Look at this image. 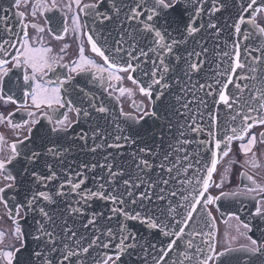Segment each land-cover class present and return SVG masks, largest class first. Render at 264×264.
<instances>
[{
	"label": "snow or ice",
	"instance_id": "snow-or-ice-1",
	"mask_svg": "<svg viewBox=\"0 0 264 264\" xmlns=\"http://www.w3.org/2000/svg\"><path fill=\"white\" fill-rule=\"evenodd\" d=\"M208 2L209 0H95L94 3L82 5L81 0H70L65 7L72 11L75 5L78 11L71 16V29L65 24L62 32L66 35L71 31L75 39L79 40V45L76 58L68 62H64V55L70 45L65 43L60 49L64 55H53V49L44 46L43 36L39 35L45 32V28L38 23L26 22L24 11L13 13L16 19L11 25L8 15L0 16V24L3 25L0 28V100L17 104L14 98L16 93L13 91L15 88L22 93L25 100L20 108L29 117L22 125L13 123L12 117L15 113L9 112L7 116L0 113V124L7 123L14 129L27 127L28 130L23 140H17L10 145L11 154L0 159V175L10 182L0 187V194L17 187V176L8 170L9 166L20 164L21 178L27 176L30 180L24 201L15 207V216L12 209L8 213L9 219L16 225L12 237L19 246L12 244L6 248L0 247V264H33L32 256L39 259L40 264H128L125 257L131 259L133 256L140 264H147L149 256L152 264H232L231 257L237 253L240 254L239 264H254V261L264 264V231H261L259 237L253 238L249 233L253 232L255 225L242 221L236 213H229V219L235 223L228 225L225 235L234 233L229 235L230 241L242 238L245 242L238 247L229 243L222 250H218L215 232L212 230L216 226V217L209 209L210 205L216 204L222 197L243 198L253 202V220L264 221V184L257 183L252 175L242 172L241 176L249 184L239 191L221 192L218 196L206 195L213 186V174L217 171L219 158L229 156L233 141H240V151L246 157H251L245 163L251 164L253 168L258 166L253 149L258 143L264 144V132L259 134L258 140L251 130L255 126H264V75L261 74L264 73V27L256 24L257 15L264 14V0H231V4L229 0H210L211 7L207 12L210 19L207 23L194 20L193 16L199 18L205 12L204 5ZM21 4L27 7L29 0H13L12 8L19 9ZM181 4L185 5L184 12L189 11V6L194 12L187 19H184V12L177 19H170ZM56 7V0H52L50 6L46 0H34L31 15L35 18L38 13L43 15ZM229 7L236 9V17L229 26L231 50H221L219 55L227 60L217 65V69L224 64L227 66L222 71L214 72L213 83H208L207 80L203 83H192L193 75L199 74L203 68L201 53L191 51L187 53V57L177 54L176 49L187 43V39H166L171 36L169 29H172L173 24L177 28L183 25L187 37H194L206 28L220 37L223 28L211 17ZM3 11L7 13L10 9ZM81 12L89 18L91 26L81 23ZM109 23L120 25L119 38L113 41L112 47H108L106 41L102 44L94 38L96 26ZM125 24L128 25L127 28ZM245 24L253 25L254 30L243 29L242 25ZM29 28L34 29L38 35L30 36ZM48 31L51 32L52 29ZM64 35L57 34L54 38L62 40ZM241 39H256L258 43L244 45L242 52ZM141 40L145 43L141 44ZM85 44L89 46L87 50ZM224 46L229 47L227 41ZM86 51H90L92 55L86 54ZM203 52L206 53L207 49L204 48ZM242 55L245 59H242ZM193 56L197 57L195 61L192 60ZM182 60L186 65L182 71L188 78V85L182 86L181 91L192 96V100L182 104L187 112L185 123L174 125L171 116L183 117L185 114L169 107L166 99L172 88L169 76L176 71V66ZM142 64L146 66L143 69V75L148 78L146 82L139 81L132 75L140 70ZM245 68L250 75L240 76L239 79L258 81V84L253 83L250 87L249 84L235 82L237 70ZM125 73L128 74V80L139 86V92L152 101V107L134 103L133 107L138 112L136 116L121 110L120 115L124 117L126 127L116 124L117 134L112 136L111 143L107 138L111 133L105 135L98 125L91 129L90 135L89 131L83 129L75 134L68 147L59 143L69 140V133H74L75 127L81 125V118L84 122H90L94 119L93 112H109L108 107L96 102L97 97L91 93L89 85H99L109 95L116 91L121 96L125 93L132 94L130 89L117 87L114 83L125 79L121 75ZM180 83L177 79L176 84ZM230 86L235 87V93L230 90ZM245 89L249 91L247 98L243 97ZM198 91L204 95L196 99ZM28 99L31 100V107L37 111L49 109L55 112L57 108H66L74 112L77 119L70 121L65 113L62 119L58 118L53 122L52 116L44 112L43 116L51 127L43 126L40 118L36 117V112L28 111ZM176 100L180 101L181 97L177 96ZM192 103L197 105V115L201 119L204 116V113L199 112L201 105L207 113L208 139L195 140V137L190 139L188 136V132L203 133L205 130L197 122L196 116L188 112ZM218 106L228 109L231 121L223 129L220 128ZM160 107L170 113L166 124L169 133L176 127L178 135H171L166 139L161 130L157 142L156 133L145 130V125L148 119H161ZM98 139L99 143L96 142ZM89 140L93 142L91 147H88ZM76 141L83 142V147L93 154L98 150L142 145L132 153L133 159L137 161L135 168L140 174L134 177L128 174L125 178L126 173L119 170L118 165L109 162L110 157L113 160L116 158L111 152L104 156V163L81 162L76 168H65L66 154ZM194 141L196 148L190 152ZM3 142L4 138L0 136V144ZM49 157L53 158V162L49 161ZM57 163L60 165L59 169L55 167ZM98 168L105 174H95ZM190 169H194L192 177L188 176ZM229 170L226 168L225 172ZM181 175L185 178L178 180ZM89 179L93 187L88 186ZM177 180L181 186H192L195 195L191 200L183 192L175 203L164 195L166 186ZM57 181L59 183L54 184ZM222 183L223 178L221 183L214 186L219 189ZM141 188L144 190L137 195L134 190ZM169 196L175 198L178 192L170 191ZM153 197L158 201L167 200V207L161 209L160 216L148 209L144 203H152ZM65 201L66 207L61 211L57 206ZM0 203L8 207V200L4 195H0ZM94 204L102 207L94 208ZM129 205L144 211H136L135 207L129 211ZM198 206H201L204 226L210 229L207 232L190 229V222L194 221L193 213L197 212ZM180 209L184 210L183 214ZM30 212L36 214L33 216L35 228L31 235L40 250L28 253L27 259H21L27 251V234L19 226V221H26ZM64 212L72 219V226H69L67 219H63ZM56 213L62 219L59 232L56 231ZM77 218L81 221L80 228L84 229V233L91 231L90 236L81 233L76 227ZM113 220L117 222L118 234L112 227L101 225L102 221L111 224ZM128 221L139 222L147 229L155 230L164 239L158 243L148 241L141 244L137 235L129 231ZM197 237H206L201 240L203 247L196 243ZM4 238L5 234L0 232V245ZM113 241L118 242L113 245ZM110 247L115 248L114 254L102 251Z\"/></svg>",
	"mask_w": 264,
	"mask_h": 264
},
{
	"label": "water",
	"instance_id": "water-1",
	"mask_svg": "<svg viewBox=\"0 0 264 264\" xmlns=\"http://www.w3.org/2000/svg\"><path fill=\"white\" fill-rule=\"evenodd\" d=\"M259 2V0H258ZM229 3L231 4V0H229ZM211 7L210 0L207 4L204 5L205 12L199 17L193 16L194 20H198L200 23H207V21L210 19L209 15L207 14L208 10ZM185 5L181 4L180 7H178L175 11V13L172 14L170 19H177L178 17L183 15ZM191 12H194V9L189 6V11L184 12V19H187L189 14ZM236 17V9L233 7H229L226 10H222L219 13H216L215 17H211V19L218 21L220 26L223 28V32L220 37H217L214 32L210 29H203L197 34L194 35V37H187L186 32L184 31L183 25H180L177 28L176 24L172 25V30L169 29L171 36L166 37V39H176V40H181V39H187V43H183L179 46L178 49H176L177 54L187 57V53L191 51L195 52H200L201 57L204 61L202 71L199 74L193 75L192 77V83H196L197 81L200 83L205 82L207 80L208 83H213L212 77L214 75V72L216 70H223V67H226L227 65L224 64L223 67L220 69H217V65H220L223 63V60H227V58H221L219 53L221 50L225 51H230L231 48V43H232V38L230 37V25L233 23V20ZM245 19H248L247 14L245 15ZM88 24L91 26L90 20L88 18ZM257 24V22H256ZM258 25V24H257ZM128 25L125 24V28H127ZM242 28L247 30V31H253V25L251 24H245L242 25ZM119 29L120 25L117 23H109L103 26L97 25L96 26V33H94V38L98 39L102 44L107 42L108 47H112L113 41L115 39L119 38ZM225 41L228 42L229 47L225 48ZM145 41L141 40V44H144ZM241 47H242V52L244 45L246 44H257L258 41L256 39H253L252 41H243L242 39L240 40ZM125 48H127V45H124ZM206 48L207 52H203V49ZM254 55H259V53H254ZM197 57L193 56L192 60L195 61ZM242 59H245V57L242 55ZM249 61H246V63ZM135 63V62H134ZM150 66V65H149ZM145 65L140 66V70H138L136 73H133V76L142 82L147 81V76L143 75V69L145 68ZM186 67L184 64V61L182 60L179 65L176 66V71L171 73L169 76V83L172 84V88L170 90V93L167 95L166 99V104L171 107L174 110H178L180 113H184L185 115L183 117L181 116H171L172 123L174 125L176 124H183L185 123V119L187 116V112L185 109L182 108V104L192 100V96H190L187 92H182L181 87L182 86H187L188 85V78L184 76L182 69ZM237 76L234 77L235 82H238L240 84H249L251 85L253 83L258 84V81L252 82V81H247V80H241L239 79L240 76H245V75H250L248 72V69H238L237 70ZM264 75V73H261ZM179 79L181 83L178 85L176 84V80ZM83 86V85H82ZM91 89V93L97 97V103L98 104H103L104 106L109 108V112L107 114H96L93 112L94 119H92L90 122H84V120L81 118V125L75 127V132H70L69 133V140L68 141H59L64 147H68L69 143H71L72 138L74 137L75 134H78L82 129L85 131H89V135L91 134V129L96 128L98 125L101 129L104 130L105 135L111 133L110 136H107L108 142L111 143L112 141V136L116 135V124H120L121 127H126V124L124 122V117L120 115L121 113V108H120V103L119 101L112 95H109L108 92H105L99 85H89L88 86ZM215 87V86H214ZM87 90V89H86ZM230 90L235 93L236 89L235 87L230 86ZM204 95L203 92L198 91L196 99H199ZM249 95L248 89H245L243 92V97L247 98ZM180 96L181 100L177 101L176 97ZM157 105L159 106V102H156ZM211 103V101H209ZM86 106V105H85ZM188 112H191L192 115L196 116V120L198 123L201 124V126L204 127V132L203 133H191L188 132L189 138L195 137V140H204L208 139L207 137V124H208V117L207 113L205 112L204 107L201 105L199 107V112L204 113L203 119L200 118L199 115H197V105L195 103H192L190 105V109ZM218 112H219V119L221 121L220 128L223 129L227 124H230L231 121L228 117V109L224 108L223 106H218ZM234 114V113H233ZM170 115V113H166L164 107H160V116L161 119L158 120H153V119H148L147 124L145 125V130H149L151 132L156 133V139L157 142H159V135L161 130H163V133L165 135V138L168 139L170 138L171 135H178L176 127H173L171 129V133H169L168 128L166 127L167 124V118ZM255 115V113H253ZM188 123H191V121H188ZM41 125L51 127L50 124H48L45 121H41ZM37 127H40L39 125ZM221 135L223 134L222 132L220 133ZM55 139V138H54ZM97 143L100 142L98 139L96 141ZM174 142V141H173ZM234 142V141H233ZM232 142V143H233ZM27 143V141H25ZM31 147V145H29ZM93 146V142L91 140L88 141V147ZM142 145H137V146H125L120 149H106V150H98L97 153L93 154L87 150V148L83 147V142L76 141L75 143H72L70 151L66 154V160L64 163L65 168L67 167H72L76 168L77 165H79L81 162H87V163H104V156L107 155L108 152H111L113 156H115V160H113L111 157L109 158V162L114 163L119 166V170H122L126 173L125 178H127L128 174H131L133 177L138 173V170L135 168V163L137 162L136 160L133 159L132 153L137 151V148ZM18 148L22 149V146L18 145ZM196 148L195 141L190 147V152ZM223 157L219 158V162ZM202 159H207V157H202ZM49 161L53 162V158L49 157ZM55 167L57 169L60 168V165L57 163L55 164ZM9 171L12 172L13 175L17 176V187L14 190H8L5 192V198L10 202L13 203L14 205H18L21 202L24 201L27 189L29 187L30 180L27 176H24L21 178L20 172H21V165L20 164H15V166H9ZM156 172H159V169L156 170ZM97 175H103L105 174L100 170L99 168L96 169ZM202 174V173H201ZM91 175V174H90ZM142 175V174H141ZM155 175V173L153 174ZM194 175V169H190L188 176L192 177ZM214 176V174H213ZM167 178V176H165ZM185 177L184 175H181L178 180H183ZM177 181L171 182L168 186H166V190L164 195L167 196L169 199L173 201V203L176 202L177 199H179V194L183 192L184 195H187L189 197V200H191L192 196L195 195V192L192 191V186L191 185H183ZM59 181L54 182V184H58ZM193 183L195 184V181L193 180ZM120 181L117 182V186H119ZM89 187H93L91 179H89L88 182ZM198 187V185H197ZM144 189H138L134 190L137 195H139V192L143 191ZM159 191V189H157ZM170 191H177L178 196L173 198L169 196ZM206 195H209L206 193ZM145 205L147 206L148 209H151L157 216H160L161 214V209H165L167 207V200L166 201H158L156 200L155 197H153L152 203H149L148 201L144 202ZM67 201L60 203L57 207L63 211L66 207ZM94 208L99 209L102 207L100 204H94ZM135 207L136 211H144L143 209L136 207V206H131L129 205V211H132L133 208ZM201 206H198L197 212L193 213L194 216V221L190 222V229H195V230H202L204 232L209 231L207 227L204 226L203 224V214L201 213ZM181 214H183L184 210L180 209ZM36 215L35 213H29L27 220L25 221L22 219L20 221L22 230L27 234L25 238V244L27 245V251L23 253L21 256V259H27L28 253L40 250L36 243L33 242L32 240V233H34V228H35V223L33 220V216ZM163 219V217H161ZM179 218V217H177ZM36 219H39L38 216H36ZM63 219H67L69 226H72L73 221L71 218H69L67 212H64L63 214ZM80 219L77 218V223L76 227L79 228L81 233H84V229L80 228ZM130 226L129 231L134 232L137 235V239L139 243L143 244L145 242H152V243H158L159 241L163 240L164 238L160 236L155 230H149L145 226L141 225L139 222H134V221H128L127 222ZM62 224V219L59 213H56V231H60V225ZM102 226H107V227H112L115 232L118 234V225L116 220H113L111 224H109L107 221H102L101 222ZM216 225V223H215ZM215 232V237L217 236V227L215 226V229H212ZM187 231V230H186ZM86 236L91 235V231L84 233ZM206 239V237H197L196 238V243L200 244L202 247L204 246L201 244V240ZM217 239V238H216ZM118 242V241H113V245ZM106 251L108 254H114L115 253V248L110 247L109 249L102 250ZM96 253L94 252L93 255ZM173 257H175V253L172 254ZM239 256L240 254H233L231 257L232 264H239ZM33 264H40V260L37 259L35 256H32ZM125 260L128 261V264H140L138 260H136V257L133 256L131 259L128 257H125ZM258 261H254V264H257ZM147 264H152L151 262V256L148 257Z\"/></svg>",
	"mask_w": 264,
	"mask_h": 264
},
{
	"label": "flooded vegetation",
	"instance_id": "flooded-vegetation-1",
	"mask_svg": "<svg viewBox=\"0 0 264 264\" xmlns=\"http://www.w3.org/2000/svg\"><path fill=\"white\" fill-rule=\"evenodd\" d=\"M34 0H29V4L25 7L21 4L19 9L12 8L13 0H0V16L8 15L9 16V24L15 23V17L13 15L16 11H24L26 16V22L29 23H38L40 26L45 28V32L43 34H39L43 36L44 46L51 47L53 49V55H64V53L60 52V49L64 46L65 43L69 44L70 47L66 50L67 54L64 55V62H68L76 58L79 40L75 39L74 34L69 31L68 34L64 35L62 32V27L66 24L70 29L72 27L71 24V16L74 12L78 10L75 8V5L72 7V11H69L65 5L70 3V0H56L57 7L44 12L43 15L38 13L37 17L33 18L31 15V7ZM95 0H81V4H89L94 3ZM46 3L50 6L52 0H46ZM3 9H10L9 12L5 13ZM81 17V23H88V17H85L81 12L79 13ZM256 22L259 27H264V14H258L256 18ZM2 24H0V28H2ZM48 29H52L51 32ZM18 30V29H17ZM30 36H37L38 34L32 28L28 29ZM88 31V29H85ZM2 34V33H0ZM57 34L64 35V39L56 40L54 37ZM86 50L88 49V45L85 44ZM86 54L92 55L90 51H86ZM98 62L99 58H96ZM125 76L120 82H114L117 84V87H124L126 89L131 90V95L125 93L123 96L120 95L118 91L112 94L117 100H119L120 108L124 113H130L133 116L138 115L137 109L133 107V104L143 103L148 108H151V101L144 97L139 92V86L133 84L126 77L128 74H121ZM133 75V74H132ZM15 80V77H13ZM11 86V85H9ZM7 92V88H5ZM15 94V99L17 100V104L5 103L3 100H0V113H3L5 116L8 115L9 112L15 113L12 117L13 123H19L23 125L24 120L29 119L27 116V112L20 108V105L25 103V100L22 96V93L13 88ZM11 94V93H8ZM27 104L29 105L28 111L36 112V117H39L40 120L45 121L49 124L48 120L43 116L44 112H47L48 115L52 116L53 122L60 118H63V114H67L70 121H75L77 119L76 114L74 112L68 111L65 109L57 108L55 112L49 109H41L37 111L34 107H31V100H27ZM19 109V110H18ZM36 117H32L35 119ZM252 133L257 135V139L259 140V134L264 132V126H255L251 130ZM28 134L27 127H21L19 129H14L10 127L7 123L0 124V136L4 138V142L0 144V159L6 158L11 154L10 145L15 143L17 140H23L24 136ZM240 141H235L232 144V151L230 152L228 157H223L221 162L217 166V171L214 174L213 186L209 189V194L212 196H218L221 192L229 193L236 192L243 188L246 184H249L247 180H245L242 176V172H247L249 175H252L253 178L259 184H264V144L258 143L253 151L255 152V160L257 163V167L253 168L251 164H246V160H250V156H245L239 148ZM229 168L230 170L225 172V169ZM223 178V183L221 188H216L214 185L216 183H221V179ZM10 183L5 180L2 175H0V187H4L5 184ZM7 191V190H6ZM0 195H4L0 194ZM15 207L13 203L8 201V207L6 208L3 203H0V232L5 234V238L3 244L0 247L6 248L8 245L15 244L17 247L19 244L13 239L12 233L16 225L13 223L12 219H9V209H12V214L15 216ZM219 208V210H217ZM253 208V202L247 199H234V198H224L222 197L216 204L210 205L209 209L211 210L213 216L216 217V227H217V236L216 242L218 244V250H222L224 246L229 245L231 243L232 246L238 247L241 243L245 241L240 238L235 241L229 240V235H234V233H230L229 235H225L228 230L229 224H234L235 221L229 219V213H236L241 217V220L244 222H250L255 227L253 228V232L249 233L253 238H257L260 236L261 231H264V221L259 219L253 220L251 216V211ZM23 215V212L21 213ZM21 220V219H20ZM227 221V223H226ZM20 222V221H19ZM257 264H260L258 261Z\"/></svg>",
	"mask_w": 264,
	"mask_h": 264
}]
</instances>
